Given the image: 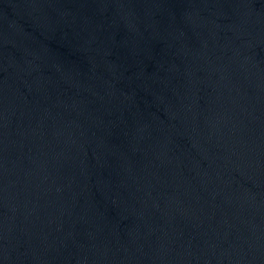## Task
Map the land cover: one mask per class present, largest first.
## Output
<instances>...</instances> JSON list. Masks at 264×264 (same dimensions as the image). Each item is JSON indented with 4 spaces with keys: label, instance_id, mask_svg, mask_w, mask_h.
<instances>
[{
    "label": "water",
    "instance_id": "95a60500",
    "mask_svg": "<svg viewBox=\"0 0 264 264\" xmlns=\"http://www.w3.org/2000/svg\"><path fill=\"white\" fill-rule=\"evenodd\" d=\"M0 264H264V0H0Z\"/></svg>",
    "mask_w": 264,
    "mask_h": 264
}]
</instances>
